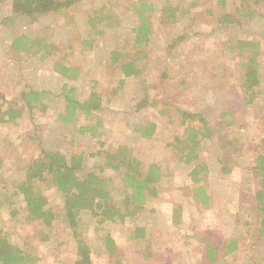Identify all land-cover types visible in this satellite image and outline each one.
Instances as JSON below:
<instances>
[{"label":"rangeland","instance_id":"rangeland-1","mask_svg":"<svg viewBox=\"0 0 264 264\" xmlns=\"http://www.w3.org/2000/svg\"><path fill=\"white\" fill-rule=\"evenodd\" d=\"M151 1L155 11L147 46L149 58L142 62L143 79L151 99L160 106L149 105L140 110L136 96L144 93L141 79L137 83L134 77L125 78L121 72L104 67L113 47H128L135 37L138 18L129 9V0H80L36 22L28 17H11L9 0L0 4V103L5 98L20 99L28 88L49 93L45 98L46 108L36 109L33 118L26 113L19 128L0 124V158L4 163L1 175L9 179L14 171L28 166L40 152V139H44L46 147L52 144L60 149L73 140L83 151L85 171L110 177L115 187L114 202L121 205L130 194L125 191L120 174L109 169L102 171L100 167L102 156L114 154L120 143L128 144L141 161L142 174L146 175L149 165H156L163 178L157 184L155 198L144 204L136 216L126 218L123 228L102 224L90 212H82L80 222L92 246L93 264H202L207 241L221 248L220 264H247L243 254H223L224 245L232 239H240L242 250L246 248L243 220L237 223V215L247 213L252 221L255 217L240 196L261 185L252 168L264 137V99L259 94L253 104L244 102L239 79L244 73L245 58L224 52L230 29L221 31L205 19L207 3L219 0H197L192 15L188 16L189 28L182 22L163 23L161 9L169 1L184 7L192 6L193 0ZM259 1L255 18L242 29L240 37H253L264 47V0ZM227 2L225 10L229 11L238 0ZM223 7H219L221 12ZM102 9L115 20L111 21L112 27L102 28L104 23L100 24L98 29L103 33L97 35L90 20ZM6 18L10 21L4 25ZM21 35L35 41L46 40L53 47L52 53L39 48L34 53L12 52L11 43ZM178 36L184 39L176 43ZM56 64L76 68L78 72H71L75 79L68 80L58 73L54 69ZM215 67L228 70V77H216L212 71ZM261 68L264 77V64ZM72 88L80 103L89 101L96 93L101 98V107L89 112L79 109L74 121L65 123L59 118L65 107L61 95ZM181 109L204 117L216 131L212 139L202 141L199 159L191 165L180 160L181 155L175 148L188 126L181 121ZM160 110L164 111L160 113ZM225 114L227 117L222 120ZM223 121L230 124L222 127ZM151 123L157 124L153 139L141 142L139 129ZM82 127L94 129L82 132ZM100 152L103 155L97 157ZM226 155L233 167L228 175L220 165ZM197 164L209 169L203 183L210 198L207 205L197 204L192 196L190 172ZM42 187L49 203L60 209L62 195L48 181ZM179 207L181 223L176 226L172 213ZM8 221V214L1 213V229L10 231L16 243L35 246L37 254L43 256L41 264H75L76 248L61 211L54 221L55 235L46 244L32 225ZM138 226L149 228L150 236L130 243L127 234ZM108 234L119 248L114 257L102 246V239Z\"/></svg>","mask_w":264,"mask_h":264},{"label":"trees","instance_id":"trees-1","mask_svg":"<svg viewBox=\"0 0 264 264\" xmlns=\"http://www.w3.org/2000/svg\"><path fill=\"white\" fill-rule=\"evenodd\" d=\"M6 0H0V4ZM11 3V17H28L32 22L52 13H60L63 9L71 7L80 0H9ZM197 0H193V5L181 6L174 1L166 2L161 9V19L163 23L182 22L189 28L188 16L192 15L193 9L197 6ZM259 0H238L234 8L227 11V0H219L217 3H207L204 12L205 19L216 24L219 30L231 31V36L227 42L226 53H234L235 56L243 59L245 67L243 76L239 79L243 89L244 102L251 105L254 98L261 94L264 99V77L262 76L261 66L264 64V47L261 41L253 37H240L242 29L251 22L256 16V6ZM129 9L135 12L138 18V25L134 30L135 37L128 47L117 45L111 49V55L104 67L117 70L125 78L134 77L138 83L144 85V93L136 96L137 109L146 106L158 108L160 105L151 99L143 79L144 70L142 62L148 60L149 53L147 46L151 34V18L155 11L154 2L151 0H129ZM224 6L223 12L219 7ZM115 20L111 15L106 14L104 9L94 13L90 20L91 27L97 35L103 33L98 29L112 27L111 21ZM10 21L6 18L5 25ZM181 23V24H182ZM253 38V39H252ZM184 36H178L176 43L182 41ZM88 42V41H87ZM91 43V42H90ZM12 52L34 53L35 48H39L48 53H52L51 46L46 40L35 41L27 35L16 37L11 43ZM54 69L68 80H74L71 72H78L76 68L66 67L63 64H56ZM214 75L218 78H227L229 71L215 67ZM184 84H187L184 82ZM74 88L64 90L62 97L65 100L63 113L59 116L65 123L74 121L79 109L86 111L98 110L101 107V98L93 93L91 99L85 103H80L73 92ZM233 94H237L232 89ZM49 93L28 88L21 94L20 99L13 100L5 98L0 103V124L8 123L12 127L19 128L20 122L28 113L33 118L36 109H45ZM23 104V105H22ZM164 110H160L162 113ZM182 123L188 125L184 136L177 140L176 151L181 155L180 160L187 165H191L199 159L201 143L205 139H212L216 133L211 129L207 119L202 116L190 114L189 111L180 110ZM227 114L222 115V120ZM228 121H223L220 126H227ZM264 125V115H263ZM93 127H82L81 131H92ZM157 129L156 123H151L148 127L139 129L141 142L151 141ZM232 133L228 134V136ZM40 138V137H39ZM40 152L38 156L26 167L14 171L11 177L4 178L1 175L4 169L3 160L0 158V214L6 212L10 223L23 226L32 225L35 232L40 233L42 243L46 244L55 235L53 230L54 221L57 213L61 211L65 221L70 228L72 240L76 248L75 264H93L92 246L84 236L83 227L80 222L82 212H90L100 223H107L115 229L123 228L126 218L133 217L143 209L144 204L153 200L158 192L157 184L162 180L163 174L156 165H149L146 175L141 173V161L134 155L128 144L120 143L114 154L102 156L100 170L109 169L120 174V178L128 195L124 202L119 205L114 202L115 187L112 179L105 177L97 171L86 172L84 167L85 157L83 151L79 150L73 140L66 143L60 149L56 146H45L44 139H40ZM228 142V146H231ZM261 144V143H260ZM264 137L260 149L257 148L255 166L252 168L255 177L260 179L261 185H256L248 193L243 192L240 196L244 204H249L247 208L254 212L253 221L247 213L238 214L237 223L243 220L241 227L246 243V248L242 250L240 239H232L224 245V254L230 255L238 252V255H245L248 259L247 264L264 263ZM221 146V142L219 143ZM225 149L226 147L222 145ZM184 160V161H183ZM222 172L228 175L233 167L230 159L226 155L220 162ZM209 169L204 164H197L190 172L192 180L191 191L194 201L199 205H207L210 201L208 191L203 184L207 179ZM143 176V177H142ZM48 181L57 193L63 197L62 207L55 208L44 194L42 183ZM189 187V188H190ZM248 193L247 199L243 196ZM181 201H179L180 203ZM172 220L177 226L181 223V208H175L172 213ZM0 227V264H41L43 256H39L36 247L33 248L28 243L22 245L13 241L11 232H4ZM39 230V231H38ZM125 230V228H124ZM19 234H17L18 236ZM130 243L133 241L148 239L150 229L147 227H136L132 233L127 234ZM19 237V236H18ZM27 242V241H26ZM55 242V241H54ZM102 246L111 257L117 254L118 246L113 238L108 234L102 239ZM56 245V248L59 245ZM31 247V248H30ZM220 247L210 241L203 248L202 264H220L221 258L218 252Z\"/></svg>","mask_w":264,"mask_h":264}]
</instances>
